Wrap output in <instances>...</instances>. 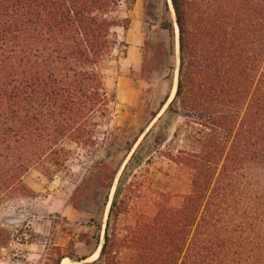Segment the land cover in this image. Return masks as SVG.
I'll list each match as a JSON object with an SVG mask.
<instances>
[{"label": "trees", "instance_id": "trees-1", "mask_svg": "<svg viewBox=\"0 0 264 264\" xmlns=\"http://www.w3.org/2000/svg\"><path fill=\"white\" fill-rule=\"evenodd\" d=\"M170 2L179 63L164 112L182 122L167 148L155 136L154 151L187 173L190 190L177 205L159 194L155 211L139 213L118 235L115 223L127 205L119 199L120 177L97 258L82 262L90 255L61 254L53 246L46 254L55 257L43 264L64 257L71 264H121L125 247L132 251L128 264H264V0ZM119 3L0 0V196L30 165H43L48 176L46 160L62 167L65 139L97 146L91 119L108 112L115 98L101 62L117 44L111 28L130 23L113 15ZM161 27L172 31L171 23ZM171 52V44L168 52L155 51L162 58ZM138 137L126 142V153ZM179 140L182 146L174 147ZM117 151L99 161L107 192L117 169L105 158ZM100 231L98 223L97 237Z\"/></svg>", "mask_w": 264, "mask_h": 264}, {"label": "rangeland", "instance_id": "rangeland-1", "mask_svg": "<svg viewBox=\"0 0 264 264\" xmlns=\"http://www.w3.org/2000/svg\"><path fill=\"white\" fill-rule=\"evenodd\" d=\"M136 2V8L134 4ZM113 15L136 20V67H125L124 57L130 40L122 26L111 28L117 44L111 55L101 62V71L109 92L115 95L108 112H95L92 122L96 126L97 146L83 148L65 139L61 146L68 150L67 160L57 167L46 160L50 176L44 174L43 165H30L18 183L0 196V264H43L53 246L61 254L74 252L90 255L82 262L95 260L103 239L110 201L121 177L119 199L126 209L115 223L118 235L124 234L136 222L139 213L152 214L154 199L168 194L173 205L190 190L189 177L174 162L155 152V136L161 141L160 149L168 141L182 118L165 113L173 99L178 74V30L169 0H120ZM171 23L172 31L162 28ZM130 26V23H129ZM171 54L163 58L155 53L159 48ZM131 88L136 102L128 103L123 94ZM124 100V101H123ZM166 100L160 109V103ZM155 118L151 114L158 111ZM143 139V136L149 131ZM144 132L138 137L140 129ZM137 138L132 150L126 153V142ZM182 141L174 147L182 146ZM120 149V151H117ZM108 150L117 151L105 158L111 169H117L107 192V170L99 161ZM132 153L134 155L132 156ZM121 163V164H120ZM101 231L97 237L96 224ZM132 251L123 248L121 264H128ZM65 261L63 262V260ZM71 264L64 257L61 264Z\"/></svg>", "mask_w": 264, "mask_h": 264}, {"label": "crops", "instance_id": "crops-1", "mask_svg": "<svg viewBox=\"0 0 264 264\" xmlns=\"http://www.w3.org/2000/svg\"><path fill=\"white\" fill-rule=\"evenodd\" d=\"M134 8H136V2L134 4ZM125 37L128 38L130 44L127 47V54L124 57L125 67L128 69H135L136 67V20L133 18L130 22V26L125 30ZM127 91L123 94V97L126 95L125 101L128 103L136 102V92L127 88ZM124 101V100H123Z\"/></svg>", "mask_w": 264, "mask_h": 264}, {"label": "bare ground", "instance_id": "bare-ground-1", "mask_svg": "<svg viewBox=\"0 0 264 264\" xmlns=\"http://www.w3.org/2000/svg\"><path fill=\"white\" fill-rule=\"evenodd\" d=\"M169 2H170V0H169ZM172 6V5H171ZM177 27V26H176ZM174 90H175V87H174ZM65 261V259L63 260V262ZM63 262H62V264H63Z\"/></svg>", "mask_w": 264, "mask_h": 264}, {"label": "water", "instance_id": "water-1", "mask_svg": "<svg viewBox=\"0 0 264 264\" xmlns=\"http://www.w3.org/2000/svg\"><path fill=\"white\" fill-rule=\"evenodd\" d=\"M171 3V2H170ZM175 25H176V23H175ZM177 26V25H176ZM177 44H178V41H177ZM109 203H111V201L109 202ZM99 249H100V246H99Z\"/></svg>", "mask_w": 264, "mask_h": 264}]
</instances>
